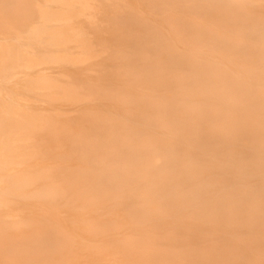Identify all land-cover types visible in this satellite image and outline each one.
Returning <instances> with one entry per match:
<instances>
[{
    "label": "bare ground",
    "instance_id": "6f19581e",
    "mask_svg": "<svg viewBox=\"0 0 264 264\" xmlns=\"http://www.w3.org/2000/svg\"><path fill=\"white\" fill-rule=\"evenodd\" d=\"M263 2L0 0V264H264Z\"/></svg>",
    "mask_w": 264,
    "mask_h": 264
},
{
    "label": "rangeland",
    "instance_id": "374dc122",
    "mask_svg": "<svg viewBox=\"0 0 264 264\" xmlns=\"http://www.w3.org/2000/svg\"><path fill=\"white\" fill-rule=\"evenodd\" d=\"M263 3H264V2H263ZM263 5H264V4L256 5V9H257L258 12H260V13H261L262 11L264 12V8H263L264 6H263Z\"/></svg>",
    "mask_w": 264,
    "mask_h": 264
}]
</instances>
